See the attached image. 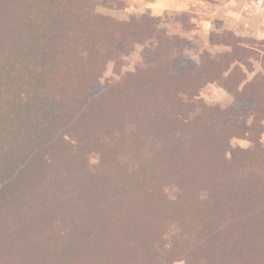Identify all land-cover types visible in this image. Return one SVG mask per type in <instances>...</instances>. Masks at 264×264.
<instances>
[{
    "label": "trees",
    "instance_id": "16d2710c",
    "mask_svg": "<svg viewBox=\"0 0 264 264\" xmlns=\"http://www.w3.org/2000/svg\"><path fill=\"white\" fill-rule=\"evenodd\" d=\"M222 43L196 63L156 16L0 0V264H264V65ZM215 83L242 106L203 103Z\"/></svg>",
    "mask_w": 264,
    "mask_h": 264
},
{
    "label": "rangeland",
    "instance_id": "374dc122",
    "mask_svg": "<svg viewBox=\"0 0 264 264\" xmlns=\"http://www.w3.org/2000/svg\"><path fill=\"white\" fill-rule=\"evenodd\" d=\"M99 14L112 17L118 21H130L132 18L142 19L156 16L160 19V27L170 35L178 36L189 44L183 54L186 58L200 63L203 54L219 56L232 53L229 45L222 43L234 35L246 45L254 47L264 65V0H93ZM156 44H136L129 55L123 57V73H133L138 66L144 65L143 54L146 49ZM257 58V57H256ZM249 64V65H247ZM244 70H248L249 78L264 75V67L255 62H247ZM119 76L115 72L114 63H109L102 81H116ZM234 82V81H233ZM232 82V83H233ZM237 82V81H236ZM234 89V87H233ZM199 99L208 105L220 106L223 109L239 108L241 101L230 91L219 84H208L200 92ZM251 123V119H248ZM264 145V135L262 137ZM233 147L248 148L251 143L247 139L236 138ZM176 264H184L177 261Z\"/></svg>",
    "mask_w": 264,
    "mask_h": 264
},
{
    "label": "built area",
    "instance_id": "2783aa9c",
    "mask_svg": "<svg viewBox=\"0 0 264 264\" xmlns=\"http://www.w3.org/2000/svg\"><path fill=\"white\" fill-rule=\"evenodd\" d=\"M258 4H263V0H257Z\"/></svg>",
    "mask_w": 264,
    "mask_h": 264
}]
</instances>
